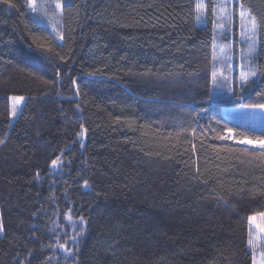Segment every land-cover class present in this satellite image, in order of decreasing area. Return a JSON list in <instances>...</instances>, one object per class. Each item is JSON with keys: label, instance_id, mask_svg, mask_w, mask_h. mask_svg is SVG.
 I'll return each mask as SVG.
<instances>
[{"label": "trees", "instance_id": "trees-1", "mask_svg": "<svg viewBox=\"0 0 264 264\" xmlns=\"http://www.w3.org/2000/svg\"><path fill=\"white\" fill-rule=\"evenodd\" d=\"M12 2L0 3V264H252L264 150L220 137L227 125L264 139L224 112L264 103V72L243 91L233 75L240 99L215 97L211 6L199 23L197 0H67L59 43ZM241 4L264 69V0ZM11 96L25 98L15 119ZM81 216L66 258L52 245Z\"/></svg>", "mask_w": 264, "mask_h": 264}, {"label": "rangeland", "instance_id": "rangeland-1", "mask_svg": "<svg viewBox=\"0 0 264 264\" xmlns=\"http://www.w3.org/2000/svg\"><path fill=\"white\" fill-rule=\"evenodd\" d=\"M66 1L67 0H60L62 6ZM239 1L240 0H202L204 4V12L199 18L197 17L199 23H205L207 20L208 6H211L212 21L215 30L214 55L216 57L215 62L213 61V64L215 63L213 71H216L217 73V85H213L215 97H230L232 93L229 92L228 89L231 88L233 75L238 73L240 78L241 72L247 71L249 65L252 63L248 56V37L242 33L240 17L241 7L238 6ZM41 2L48 6L38 7L36 13L31 11L33 16L43 20L54 38L59 43H62V39L60 38L62 36V7L59 10L55 9V4L52 3V0H41ZM222 10H226L230 15L225 18ZM236 15L237 18L235 17ZM50 20L52 23L58 22L55 31H53V28L49 23ZM235 23L237 24L236 28L238 36L235 35L234 32ZM239 82L241 83L240 79ZM22 105L23 101L21 102V107ZM224 112L229 118L240 122V124L246 127L264 130V110L257 109L253 111L251 109H241L240 107H228L224 109ZM16 117H12V119H15ZM232 136L234 137L233 134ZM227 139L231 142L237 143L236 139ZM238 144L247 147L254 146L256 147L255 149L264 150V148H261L259 142ZM255 217L257 218V223L264 224V218L260 217V215ZM2 234L3 232H0V236H2ZM250 240L252 241L251 244L249 243V248L252 252V264H264V233L260 232L255 225L249 224V241Z\"/></svg>", "mask_w": 264, "mask_h": 264}, {"label": "snow or ice", "instance_id": "snow-or-ice-1", "mask_svg": "<svg viewBox=\"0 0 264 264\" xmlns=\"http://www.w3.org/2000/svg\"><path fill=\"white\" fill-rule=\"evenodd\" d=\"M0 3L8 5V7L10 8H15L17 7V5L15 3L12 2V0H0ZM52 3L55 4V9L59 10L62 7V4L60 2V0H52ZM26 6L28 8L31 9V11L33 13H36L38 10V7H47L48 5H45L43 2H41V0H26ZM204 12V4L202 2V0H197L196 3V13H197V17L199 18L201 15H203ZM225 18L228 17V14L226 12V10H222ZM240 17H241V28H242V33L248 37V42H249V51H248V56L249 58H252V54L255 51V35L258 31V22L255 16H252L251 13L247 12L244 10V6L243 4H241V11H240ZM49 23L51 24L53 31L56 30L57 27V23H52V21L50 20ZM59 35V33H58ZM61 39H63V37H60ZM215 55L213 56V61L215 62ZM213 67H215V63L213 64ZM258 71L260 72H264V69H254L251 64L248 67V70L245 72H241L240 75V81L241 83L238 85L241 89V91L245 90L246 87L250 86L252 83L255 82L254 78L257 76ZM59 75V73H58ZM217 73L216 71L212 72V84L214 86L217 85ZM73 83L75 84L76 81L74 80ZM229 92L232 93L233 96H236L237 99H240V96L232 89L229 88L228 89ZM11 103L10 106V111H9V116L10 118L12 117H16L17 114L20 112L21 110V102L24 101V97L22 96H11L9 97ZM209 100H213L214 97L212 96L211 92L209 93L208 96ZM241 109H251L253 111L259 109V110H264V103H259V104H250V105H244L241 104L240 105ZM201 112L204 111L203 108L200 109ZM217 124H219V121H217ZM225 127V131H226V136H221V139H225V138H229V139H236L237 143H244V144H249L252 143L251 140H249L243 133L237 132L236 136L233 137L232 136V132L233 129L232 128H228L227 125L224 126ZM84 134V126L81 125V132L78 133V135H83ZM261 136H264V132L261 133ZM259 139V138H258ZM5 143L4 140L0 139V144ZM260 146L261 148H264V139H260L259 140ZM63 167V161H62V157L61 156H57L55 159H53L51 161V165L50 168L53 170H59L62 169ZM37 176H39V173H37ZM85 186H87L88 182L85 181L84 182ZM35 215V213H34ZM64 217L66 220H68L72 227L75 229L78 224L77 221H74L72 218V214H71V208H69L68 212H66L64 214ZM260 217L264 218V213L260 214ZM249 220V224L250 225H255V227L262 233H264V224L261 223H257L256 220L257 218L255 216H249L248 218ZM53 223L55 224L56 221H53ZM79 225L80 227V231L78 233H76L75 235H72L70 237H68L67 239L64 240L63 243L60 242V238L57 237V242L56 244L52 245L53 249H59L62 250L63 253L65 254V257H71L72 255H74V246L78 243L79 237L83 235L84 231H85V227H83L84 225H86V221L84 217H79ZM3 224L0 223V232H3ZM249 243L251 244L252 241L250 240ZM20 264H25V261H20ZM30 264V262H29Z\"/></svg>", "mask_w": 264, "mask_h": 264}, {"label": "water", "instance_id": "water-1", "mask_svg": "<svg viewBox=\"0 0 264 264\" xmlns=\"http://www.w3.org/2000/svg\"><path fill=\"white\" fill-rule=\"evenodd\" d=\"M249 147V146H248ZM251 148H256V147H254V146H250Z\"/></svg>", "mask_w": 264, "mask_h": 264}]
</instances>
